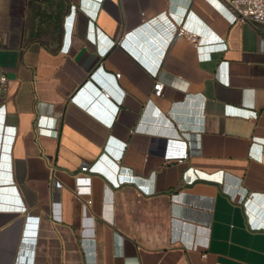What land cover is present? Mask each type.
<instances>
[{
    "label": "crops",
    "instance_id": "1",
    "mask_svg": "<svg viewBox=\"0 0 264 264\" xmlns=\"http://www.w3.org/2000/svg\"><path fill=\"white\" fill-rule=\"evenodd\" d=\"M0 67V264H264L260 25L223 0H0Z\"/></svg>",
    "mask_w": 264,
    "mask_h": 264
},
{
    "label": "built area",
    "instance_id": "2",
    "mask_svg": "<svg viewBox=\"0 0 264 264\" xmlns=\"http://www.w3.org/2000/svg\"><path fill=\"white\" fill-rule=\"evenodd\" d=\"M229 11L231 12L233 19L237 22H249L252 24L260 25L264 29V0H223ZM176 36L181 37L185 40H191L193 34L186 30L184 27L179 26L176 30ZM115 78H120V73H114ZM7 85V77L3 70L0 67V101L2 99L3 93L6 89ZM163 83L160 81H155L153 83V94L156 96H159L162 92ZM104 96H108L107 92H104ZM251 117V116H250ZM39 124H43L42 119H38L36 122V125L38 127ZM47 125L51 126L52 123L49 121ZM48 129H51L49 127H46ZM50 135L55 136V131L51 130ZM182 149H177L174 151H169L168 154H166V157H175V159L179 162L186 160L189 156L188 150L185 147V144H182ZM88 167L87 165L81 166V171H87ZM125 176V182H133L134 178L130 176L129 174H124ZM90 186H91V178L88 175H80L76 177L75 181V191L78 195L81 194H90ZM138 189L141 190L143 194H149V190L145 188V190L142 189L143 185L138 184ZM87 203H91V199L87 200ZM85 205L83 207L84 213H85ZM27 221L25 222V228L26 232L29 233L31 236L35 234V231L37 230V224L34 219V217H26ZM28 229V231H27ZM206 253L201 254L200 256L202 258L206 257Z\"/></svg>",
    "mask_w": 264,
    "mask_h": 264
},
{
    "label": "clouds",
    "instance_id": "3",
    "mask_svg": "<svg viewBox=\"0 0 264 264\" xmlns=\"http://www.w3.org/2000/svg\"><path fill=\"white\" fill-rule=\"evenodd\" d=\"M26 222V221H25ZM26 224V223H25ZM25 226V225H24ZM26 227V226H25ZM24 227V231L26 232V228Z\"/></svg>",
    "mask_w": 264,
    "mask_h": 264
}]
</instances>
